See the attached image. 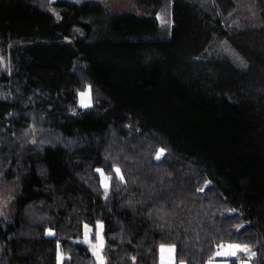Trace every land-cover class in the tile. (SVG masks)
Instances as JSON below:
<instances>
[{
    "label": "trees",
    "instance_id": "trees-1",
    "mask_svg": "<svg viewBox=\"0 0 264 264\" xmlns=\"http://www.w3.org/2000/svg\"><path fill=\"white\" fill-rule=\"evenodd\" d=\"M131 1L55 0L56 18L0 0V189L17 188L0 264H95L77 238L97 220L104 264H158L164 243L207 264L225 242L264 264V0L261 22L246 0Z\"/></svg>",
    "mask_w": 264,
    "mask_h": 264
},
{
    "label": "rangeland",
    "instance_id": "rangeland-1",
    "mask_svg": "<svg viewBox=\"0 0 264 264\" xmlns=\"http://www.w3.org/2000/svg\"><path fill=\"white\" fill-rule=\"evenodd\" d=\"M35 1H37V3L41 5L43 8L51 11L56 16V18H59V10L53 4L55 0H35ZM73 1L82 2L85 0H73ZM95 1L102 3L109 10H129V11H133L136 13L142 12V9L139 8L131 0H95ZM246 1L248 4H246L245 13L241 17L247 18L249 21H253V22L260 21L261 22L259 12L255 4L249 2V0H246ZM158 15L162 17L164 20V23H161V20L158 19L160 33L164 36L168 35L170 25H171V13H170V7L168 3H165L164 5H162V7L159 8V10L156 13V16ZM227 18L229 17L228 16L225 17V19ZM219 45H227V44H225V42H221L219 43ZM0 59H1V66L7 67L8 61L4 53V47L1 45H0ZM82 92L89 93L90 102H91V91L89 87H86L85 89L80 90L78 93V103H77L78 107H82L80 105V95H79ZM161 150H163V155L165 154L166 149L164 147H159L155 154L156 159H157L158 153H160ZM163 155H161L160 158H162ZM116 169H119V168L116 167L115 172H116ZM97 170H100V171H97L100 177V185L102 189L104 190V194L107 195L108 190H109L110 177L102 167H98ZM101 173L103 175H101ZM117 174H120V169H119V173ZM105 177H108L109 179H105ZM16 192H17V188L14 185H6L0 189V217L6 220L10 218V214L12 212V203L16 195ZM47 233L52 234L53 230L48 229ZM77 240L85 243L89 247L91 253L94 256L95 264H101V260L103 261V264H104L105 260H104V255H103V246L105 243V238H104V226L101 220H97L95 224L84 222L82 235L79 238H77ZM229 245H240L241 248H244L246 246L247 250L231 249L228 247ZM161 246H163L166 249V251H164L163 253L161 252ZM167 249H171L172 251L169 252L167 251ZM232 251L236 252L235 256L225 255V253H230ZM239 251L245 252L246 256L240 255ZM218 253L220 254L218 255ZM250 254H251V250L250 248H248L246 244L239 243V242H225V243L220 244L217 250L215 251L216 256L225 257V258L215 259L212 257L208 259L207 264H232L231 259L235 260L234 264H252L251 260L249 259ZM65 257H66L65 254L61 250H58L57 264H61ZM162 257L164 260V264H176L177 260L175 258V245L169 244V243L161 244L159 247L158 264H162ZM179 264H186V262L180 261Z\"/></svg>",
    "mask_w": 264,
    "mask_h": 264
},
{
    "label": "snow or ice",
    "instance_id": "snow-or-ice-1",
    "mask_svg": "<svg viewBox=\"0 0 264 264\" xmlns=\"http://www.w3.org/2000/svg\"><path fill=\"white\" fill-rule=\"evenodd\" d=\"M157 19L161 20V23H164L163 18L160 17L159 15L157 16ZM79 95H80V105L82 107H90L91 106V102H90L89 93L88 92H82ZM161 155H163V150H161L160 153H158L157 159H159ZM97 171H100V170H97ZM116 172L119 173V169H116ZM101 175H103V174L101 173ZM105 179H109V178L108 177H105ZM228 247L231 248V249L247 250L246 249V246L244 248H241L240 245H229ZM164 251H166V249L163 246H161V252L163 253ZM167 251L171 252L172 250L171 249H167ZM219 254L220 253H218V255ZM225 255L235 256L236 255V252L235 251H232L230 253H225ZM101 264H103V261L102 260H101ZM162 264H164L163 257H162Z\"/></svg>",
    "mask_w": 264,
    "mask_h": 264
},
{
    "label": "crops",
    "instance_id": "crops-1",
    "mask_svg": "<svg viewBox=\"0 0 264 264\" xmlns=\"http://www.w3.org/2000/svg\"><path fill=\"white\" fill-rule=\"evenodd\" d=\"M213 258L215 259H224L225 257H219V256H216L215 254L213 255Z\"/></svg>",
    "mask_w": 264,
    "mask_h": 264
}]
</instances>
